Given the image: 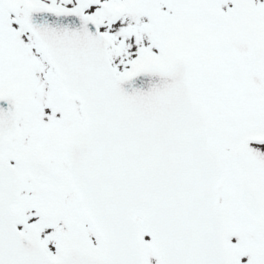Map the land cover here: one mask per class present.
Wrapping results in <instances>:
<instances>
[{
	"label": "snow or ice",
	"instance_id": "1",
	"mask_svg": "<svg viewBox=\"0 0 264 264\" xmlns=\"http://www.w3.org/2000/svg\"><path fill=\"white\" fill-rule=\"evenodd\" d=\"M0 264H264V0H0Z\"/></svg>",
	"mask_w": 264,
	"mask_h": 264
}]
</instances>
